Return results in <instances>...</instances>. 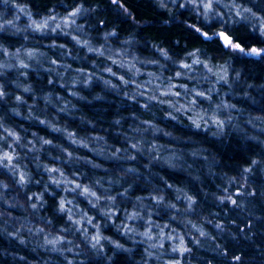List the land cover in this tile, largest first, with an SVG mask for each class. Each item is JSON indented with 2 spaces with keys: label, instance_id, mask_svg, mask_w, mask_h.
<instances>
[{
  "label": "clouds",
  "instance_id": "1",
  "mask_svg": "<svg viewBox=\"0 0 264 264\" xmlns=\"http://www.w3.org/2000/svg\"><path fill=\"white\" fill-rule=\"evenodd\" d=\"M0 264H264V0H0Z\"/></svg>",
  "mask_w": 264,
  "mask_h": 264
}]
</instances>
